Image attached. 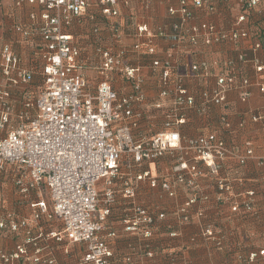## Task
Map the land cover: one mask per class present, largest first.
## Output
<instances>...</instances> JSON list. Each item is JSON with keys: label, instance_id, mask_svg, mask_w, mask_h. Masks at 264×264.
<instances>
[{"label": "built area", "instance_id": "2783aa9c", "mask_svg": "<svg viewBox=\"0 0 264 264\" xmlns=\"http://www.w3.org/2000/svg\"><path fill=\"white\" fill-rule=\"evenodd\" d=\"M137 1L146 9L150 8L152 0ZM216 1L177 0L179 5L168 9L169 17L174 20L171 31H166L163 26L151 30L146 24L138 25L134 33L136 41L128 50L116 47L124 35L115 20L121 15V6H129L131 0H16L18 8L24 5L43 8L41 13H30L29 27L19 22L14 24V30L22 38L30 39L38 33L42 44L37 47L39 62L36 68L25 67L20 54L10 43L3 45L0 51V173L10 166L15 170L13 183L18 194L29 199L34 193L47 192L52 208L49 209L44 200L32 203L33 220L19 219L14 212L5 211L0 216V231L27 229L43 215L48 220L58 219L64 227L58 241L66 238L70 244L85 246L78 264H115L111 240L117 233L103 232L119 194L128 206L122 219L126 233L150 239L157 219L165 217V214H157L153 208L139 204L136 199L142 181H149L153 187L159 184L150 171H137L143 163L160 159L169 152L181 151L174 168L177 183H187L198 189L196 179L203 173L198 165L201 162L217 179L220 193L231 190V182L221 176V162L232 157L245 164L255 154L253 143L245 141V153L241 154L230 147L222 135L224 131L211 130L190 137L183 136L178 130L187 123L189 111L204 116L211 105L228 109L232 92L243 103L250 100L254 86L264 93V59L257 55L264 46L245 27L252 10L264 0H240L243 10L229 28L206 20L197 23V11L215 13ZM90 4L98 6L101 15L111 22V35L116 44L115 48L101 45L96 48L101 58L102 81L95 91L89 88L86 79L82 51L73 36L66 32ZM95 31L100 32L99 29ZM157 39L169 40L174 49L238 45L245 41L249 42L254 57L248 59L246 53L241 52L237 59L194 61L176 76L173 75L179 63L173 51L167 52L162 59H152L151 68L159 72L161 83L162 101L157 107L162 108L168 100L169 108L164 113L162 132L137 138L132 131L139 125L143 113L134 106L146 100L145 78L143 67L129 63V52L155 56L159 50ZM238 62L251 63L260 77L253 81L244 75ZM111 73L128 79L132 92L118 94L111 83ZM35 75L40 84L33 86ZM192 79L201 82L196 92H191L186 84ZM18 93L20 95L16 96ZM250 119L264 121V110L252 113ZM220 120L224 129H231L225 114ZM245 123L246 120L241 119L240 126ZM262 148L264 151V145ZM191 152H195L192 162ZM260 163L264 169V156ZM126 167L134 175L126 173ZM262 178L264 181V172ZM119 184L121 188L117 189ZM162 188L171 197L175 196L171 182H164ZM254 195V192H248L242 201V206L249 212L254 210ZM200 200L208 201L209 198L196 194L179 208L181 221L193 220L190 208ZM238 207L233 208L237 211ZM202 216L203 211H198L196 217ZM201 237L213 240L217 247L223 245L220 233L212 224L203 228ZM30 244L32 240L28 237L14 251H6L0 246V264H58L53 258L44 260L39 251L30 256ZM147 254L150 258L154 256L152 252ZM259 257H264V248L249 255L238 254L236 261L255 264ZM125 260L131 262L132 257L127 256ZM169 264L177 263L172 259Z\"/></svg>", "mask_w": 264, "mask_h": 264}, {"label": "crops", "instance_id": "0c3cea01", "mask_svg": "<svg viewBox=\"0 0 264 264\" xmlns=\"http://www.w3.org/2000/svg\"><path fill=\"white\" fill-rule=\"evenodd\" d=\"M16 0H0V51L3 45L10 43L20 54L25 67L36 68L39 59L36 54L37 47L42 44V38L38 33L33 34L30 39L22 38L15 30V22L22 23L29 27L31 24L30 13H41L43 8L39 5H24L16 7ZM217 10L213 14L197 11L196 22L211 21L219 27L229 28L232 26L235 16L243 10L240 0H217ZM150 8H144L137 0H131L129 6H121V15L115 20L123 31H128L138 25L146 24L151 30L163 26L166 31H171L174 22L168 15L170 7L178 6L177 0H152ZM94 26L100 30L99 34H94L87 23L80 22V18L75 21L72 27L66 32L74 38V42L82 51V65L85 68L86 79L89 88L95 91L102 81L100 74L101 58L96 50L98 45L115 48L111 35V22L108 21L98 9L93 12ZM249 21L245 24L248 31L254 37L259 38L264 46V2L252 10ZM79 20V21H78ZM87 25V26H86ZM91 26V25H90ZM125 38L117 48L124 47L130 49L136 41L135 35ZM158 53L162 59L166 53L173 51L178 60V68L173 76L183 72L185 66L194 61L203 59L221 61L231 58L237 59L241 52L246 53L248 59L254 57L249 42H241L238 45L221 44L219 46H200L197 48H173L169 40L157 39ZM116 48V49H117ZM1 54V53H0ZM264 59V48L258 54ZM147 64L155 56H145ZM241 72L256 81L257 75L253 65L238 62ZM145 85L143 91L146 100L142 104H136L134 108L143 113V118L139 125L133 129L134 137H150L164 130V113L169 108V101L162 108L157 104L162 101L160 96L161 83L160 74L154 73L147 67H143ZM111 83L118 94H129L132 92L131 82L117 73L110 74ZM35 84H40L38 75H35ZM191 92H196L201 87L199 80H188L186 82ZM252 96L246 103L241 102L235 92L229 94L228 109L211 105L208 114L201 116L196 111H189L186 115L187 123L178 127L183 136L194 137L200 133L219 130L224 131L230 147L238 149L241 154L245 153L243 143L251 141L255 154L249 158L245 164H240L235 158L229 157L221 162V176L228 179L232 188L230 191L220 193L217 188V179L211 174L206 165L199 162L202 175L197 177L199 188L193 189L187 183H177L174 168L177 165L181 151L166 153L164 157L151 162L143 163L137 171L148 170L159 181L156 187L151 186L149 181H142L137 189V201L147 208L155 210L157 214L163 213V219H157L153 237L145 239L140 236L126 233L122 226V219L126 213V200L118 195L117 202L112 207V213L108 218L106 230L115 231L117 237L111 240L114 253L115 264H169L175 259L177 264H239L236 261L238 254L249 255L264 248V181L262 178L264 169L260 160L264 156L262 146L264 145V121L254 122L250 119L252 113L264 110V93L256 86L251 89ZM19 96L20 93L16 94ZM225 114L230 120L231 129L223 128L220 118ZM162 116V117H161ZM241 119H245V126H240ZM163 124V125H162ZM2 134L0 133V138ZM195 158V152H191V159ZM126 173H134L126 167ZM15 170L10 166L6 171L0 173V216L5 211L14 212L19 219L33 220L32 203L44 200L48 208H52V200L47 192L42 194L34 193L29 199L18 194L13 183ZM166 181L174 185L175 196L171 197L162 188ZM121 185L117 186L120 189ZM248 192H254L253 207L249 212L242 206V201L247 197ZM196 194L207 196L208 201H199L193 205L191 222H182L178 214L179 208L190 201ZM222 198H221V197ZM219 197V198H218ZM221 198V200H219ZM239 206L234 210V206ZM198 211H203V216L197 218ZM213 225L223 239L222 247H217L212 240L201 237L203 228ZM64 227L58 219L48 220L42 216L40 220L33 222L27 229L18 232L0 231V246L6 251H14L28 237L32 244L28 245L30 256H34L39 251L44 260L55 259L58 264H78L83 257L85 246L83 244H70L65 238L58 241V235H62ZM30 234H27V232ZM55 233V234H53ZM57 235V236H56ZM59 238V237H58ZM196 238L193 242L192 239ZM148 252L154 254L153 258L148 257ZM127 256L132 257V261L125 260ZM19 262L18 264H21ZM255 264H264V257H259Z\"/></svg>", "mask_w": 264, "mask_h": 264}, {"label": "rangeland", "instance_id": "374dc122", "mask_svg": "<svg viewBox=\"0 0 264 264\" xmlns=\"http://www.w3.org/2000/svg\"><path fill=\"white\" fill-rule=\"evenodd\" d=\"M96 9H98L99 10V12H100V9H99V7L98 6H95L94 4H90L89 6H88V9H87V11L84 13V15L82 16V17H80V22H82V23H87L88 24V26H87V28H90V30L94 33V34H97L96 33V29H99L97 26H94V17H92V19H91V15H93V12L96 10ZM101 13V12H100ZM78 20V21H79ZM91 25V26H90ZM122 32H123V35L125 36V38L126 37H128L129 35H131V38H128V39H132L133 38V35H134V33H135V30H134V28H132V29H129L128 31H123V29H122ZM123 36V37H124ZM129 50V49H128ZM155 58H159V59H161L158 55H155ZM147 58L145 57V55H143V54H139V53H137V52H132L131 50H130V52H129V63L130 64H132V65H139V66H141V67H147V68H149V70L150 71H152V72H154V73H159L158 71H153V69L151 68V62H150V59H149V62H148V64H147V60H146ZM154 59V58H153ZM152 61V60H151ZM162 117V116H161ZM163 125V124H162ZM181 221V220H180ZM183 221H181V223H182ZM141 237V236H140ZM143 238V237H142Z\"/></svg>", "mask_w": 264, "mask_h": 264}]
</instances>
